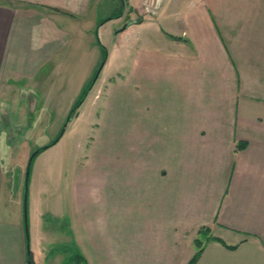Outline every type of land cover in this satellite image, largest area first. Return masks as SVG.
<instances>
[{"label": "crops", "instance_id": "0c3cea01", "mask_svg": "<svg viewBox=\"0 0 264 264\" xmlns=\"http://www.w3.org/2000/svg\"><path fill=\"white\" fill-rule=\"evenodd\" d=\"M217 1L163 0L157 17L136 19L122 14L136 0H0V104L7 89L30 92L45 111L36 120L58 102L56 68L81 63L74 41L87 48L89 80L105 50L104 92L131 55L130 111L92 118L95 168L82 193L57 191L46 211L65 218L58 264L77 253L85 264H187L202 226L236 247L209 240L195 264H264V0ZM2 182L0 264H27L21 216H1L20 211L6 208Z\"/></svg>", "mask_w": 264, "mask_h": 264}, {"label": "rangeland", "instance_id": "374dc122", "mask_svg": "<svg viewBox=\"0 0 264 264\" xmlns=\"http://www.w3.org/2000/svg\"><path fill=\"white\" fill-rule=\"evenodd\" d=\"M145 1L147 3V0H136L137 3L133 10L126 6L122 14L124 17L127 14L136 19H139L140 16L157 17L163 0H160L157 6H152V11L145 8ZM181 1L191 4L200 0ZM218 1L224 3L232 0ZM101 11L99 16L103 17L111 12H116V6L112 5L107 11ZM56 17L58 16H55V19L59 22ZM65 23L69 25L66 26L67 29H70L68 31L75 32L77 30L71 20H67ZM160 23L161 27H164V21L162 20ZM123 25L124 23L118 24L115 31L120 30ZM92 34L94 35V32ZM123 36L119 38H123ZM77 41L72 43L70 52H77L78 54L72 53L71 55L74 56L75 62L81 63H76L75 69L72 68L68 73L59 65L56 68L59 69L57 70L59 72L52 74L58 88L55 86V82L51 84V87L58 92V102L48 106L49 113L46 116L51 118L48 122L41 119L36 120L37 112L45 113V111L40 105L30 102L32 95L30 92H24L14 87L1 94L3 99L10 100V104H0V176L3 178L1 195L2 201L4 199V202L9 205L6 206V208L9 207L7 209H11L9 211L20 208V211L12 213L8 217L9 213H6V216L1 213V216L9 220L15 219V216H21L28 237L27 250L33 252V259L37 261V264H58L54 260L59 254L58 251L69 248L66 246L64 249L63 246L68 243L67 234L64 233L66 226H63L65 218L59 220L50 217L46 211L50 208L52 196L57 191H60L62 198H66L67 193L73 189L77 193H82L81 187L84 190L85 185L83 180L90 177L91 169L95 168V156L92 153L89 154L92 145L90 141L95 139L94 146L97 147L101 134L94 130L92 118L98 114L100 117L104 114L123 115L130 111L132 89L129 80L131 61L129 54L123 61L125 65L121 69L125 70L122 72L123 76L118 80V75L114 73L115 80H113L111 89L107 88L105 92L104 83L111 80V77L108 76L106 80V73L101 70L104 61L101 60L92 75L93 77L98 72L92 88L77 108L76 113L68 118L69 110L76 103L82 87L89 80L85 78L87 74L82 70V67L87 66L89 60L87 48L84 49L83 44ZM110 41L109 43L103 41L102 46L106 50L110 49ZM96 44L98 45V42L95 38L94 48H96ZM81 85L82 87H80ZM20 94H23V97H20ZM107 99L108 105H102V101L105 102ZM58 135L61 137L56 144L44 149L32 160L25 187V175L31 152L49 143ZM17 185L18 188L21 186L20 190H17ZM36 221L41 231L39 234L38 232L36 234V230L39 229L36 226L33 227ZM44 230L46 233L43 232ZM30 231L32 235L29 233ZM73 259H75L74 263L83 264L78 256ZM74 263L69 262V264Z\"/></svg>", "mask_w": 264, "mask_h": 264}, {"label": "trees", "instance_id": "16d2710c", "mask_svg": "<svg viewBox=\"0 0 264 264\" xmlns=\"http://www.w3.org/2000/svg\"><path fill=\"white\" fill-rule=\"evenodd\" d=\"M110 19V18H108ZM106 57V53L105 50L103 51V56H102V61H104ZM95 76H93L81 89L80 95L77 98V100L75 101L76 103L73 104V106L71 107V109L69 110V114H68V118H70L72 116L73 113H76L77 108L79 107V105L84 101L86 95L88 94V92L90 91V89L92 88L94 82H95ZM60 136H56L54 139H52V141H50L49 143L45 144L44 146L38 147L37 149L33 150L29 156V158L31 157V162L34 159V157H36V155L38 153H40L41 151H43L44 149H47L48 147L54 145L58 140H59ZM245 145V142H242L240 145H238V148H242ZM29 162V161H28ZM31 162L29 163V166L31 165ZM209 240H214V241H219L220 243H222L225 247L233 249L236 247V245H228L226 244L223 240H221L220 238L213 236L209 233V227L208 226H202L201 228L198 229L197 231V236L194 238L193 242L195 245V251L193 253V255L190 257V259L188 260L187 264H195L203 250V243L209 241ZM80 259H82V261H85L83 256L79 253L76 254ZM29 261V262H28ZM27 264H33V260L31 257V253L30 251H27ZM83 264H85V262H83Z\"/></svg>", "mask_w": 264, "mask_h": 264}, {"label": "built area", "instance_id": "2783aa9c", "mask_svg": "<svg viewBox=\"0 0 264 264\" xmlns=\"http://www.w3.org/2000/svg\"><path fill=\"white\" fill-rule=\"evenodd\" d=\"M159 2L160 0H147V3L145 1V8L150 10L152 6H157ZM150 11H152V9Z\"/></svg>", "mask_w": 264, "mask_h": 264}, {"label": "water", "instance_id": "95a60500", "mask_svg": "<svg viewBox=\"0 0 264 264\" xmlns=\"http://www.w3.org/2000/svg\"><path fill=\"white\" fill-rule=\"evenodd\" d=\"M126 26H127V23H125L124 25H123V27L120 29V30H118V31H122V30H124L125 28H126ZM117 31V32H118ZM98 76V72L95 74V79H96V77ZM31 162V157L29 158V163ZM28 174H29V164H28V167H27V171H26V177H25V187H26V181H27V177H28ZM25 192H26V190H25ZM25 196H26V194H25ZM29 262V261H28Z\"/></svg>", "mask_w": 264, "mask_h": 264}]
</instances>
